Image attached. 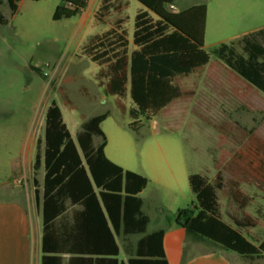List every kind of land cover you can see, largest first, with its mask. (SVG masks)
<instances>
[{
	"label": "rangeland",
	"instance_id": "1",
	"mask_svg": "<svg viewBox=\"0 0 264 264\" xmlns=\"http://www.w3.org/2000/svg\"><path fill=\"white\" fill-rule=\"evenodd\" d=\"M121 1L129 3L121 14L104 18L105 24L96 18L102 0H88L87 8L80 11L75 0H21L16 12L2 5L7 23L0 25V185L23 190L25 157L29 147L36 148L37 139H43L45 114L53 101L75 141L86 120L109 112L101 124L106 156L149 179L140 194L151 217L148 231L182 229L176 224L178 212L197 205L189 176L202 174L213 183L220 175L223 217L229 222L231 216L252 217L256 227L246 231L260 241L264 237V92L218 61L214 50L249 35L264 48V0H235L233 11L231 0H223L229 8L225 15L216 11V0L207 1L204 46L191 44L196 49L193 54L201 56L191 57L190 62L197 64L203 56L208 64L202 72L178 79L182 97L150 119L141 117L137 130L130 128L134 119L129 92L124 99L109 95L97 77L100 67L84 53L89 39L108 31L119 18L128 32L129 52L137 49L132 43L135 16L146 8L137 0ZM195 1L176 0L173 6ZM233 34L240 35L225 39ZM244 48V43H237V53L246 57ZM160 149L179 171L174 192L154 182L150 165L157 163ZM231 188L250 198L245 210L230 199ZM11 197L0 191V201ZM188 261L186 257L182 264Z\"/></svg>",
	"mask_w": 264,
	"mask_h": 264
},
{
	"label": "trees",
	"instance_id": "2",
	"mask_svg": "<svg viewBox=\"0 0 264 264\" xmlns=\"http://www.w3.org/2000/svg\"><path fill=\"white\" fill-rule=\"evenodd\" d=\"M20 1L0 0V25L7 23L2 5L6 3L16 12ZM75 1L79 11L88 6V0ZM137 1L146 10L135 16L132 43L136 50L129 52L128 32L121 18L105 33L91 37L84 47V53L100 67L97 77L106 92L120 99L129 92L133 130L138 129L141 117L150 119L182 97L178 79L199 73L208 64L203 56L197 64L190 62L191 57L201 56L193 54L196 49L191 44L204 46L205 5L174 12L168 6L175 0ZM127 5L121 0H102L97 21L105 24L104 18L121 14ZM251 36L220 44L214 56L264 92V48L251 41ZM239 42L245 44L246 57L236 51ZM184 45L192 49L186 50ZM119 106L126 110L122 102ZM109 115L106 112L86 120L75 141L57 102L46 111L44 137L36 141L31 178L42 217L43 264H59L61 256L74 253L75 247L82 251L85 264H170L164 249L165 229L149 233L150 218L143 212L140 194L149 179L124 169L105 154L107 138L101 124ZM189 184L197 205L179 211L176 218L187 239L234 252L251 264L261 259L264 239L256 241L246 231L256 227V220L231 216L229 222L223 217L222 177L218 175L212 183L205 175L191 174ZM230 199L241 210L250 203L238 188L230 189ZM72 232L81 233L83 239L61 238L62 233Z\"/></svg>",
	"mask_w": 264,
	"mask_h": 264
},
{
	"label": "crops",
	"instance_id": "3",
	"mask_svg": "<svg viewBox=\"0 0 264 264\" xmlns=\"http://www.w3.org/2000/svg\"><path fill=\"white\" fill-rule=\"evenodd\" d=\"M207 1L208 0H197L191 4L179 5L175 8L168 6V9L178 12L196 5H205L207 7L208 17L210 5ZM216 2V11L220 15H225L229 8H232L233 11V6H236L234 5V3L236 4L235 0L230 1L231 7L229 8L223 6V0H216ZM239 35L240 34H233L225 39L233 40L239 37ZM169 106L166 107L165 110L169 108ZM34 154L35 145L29 147V153L25 157V174L24 180L22 181L23 190L13 189L9 183L0 185V191L12 196L11 198L2 199L0 201V264H43V254L41 251L42 217L35 202L33 187H31ZM158 154L157 163L150 165V169L153 171L152 175H154V182L174 192L178 185L179 171L177 165H173L169 161L168 155L161 149ZM40 174V180H42L44 172L41 171ZM142 200L143 212L149 216V214L144 211L145 202L143 198ZM149 218L151 223V217L149 216ZM160 229H165L166 231L164 249L170 264H182L183 259L186 257L189 260L187 264H251L234 252L221 249L208 243L188 241L189 239H187L184 229L170 232L167 231L166 228L161 227L148 232L153 233ZM249 235L253 238L251 234ZM61 238L74 239L77 241L83 239V235L78 232L62 233ZM263 239L264 237L261 240ZM75 248L74 253L63 254L61 256L62 261L59 264H69V262L70 264H85L82 261V251L77 249V247ZM252 264H264V256Z\"/></svg>",
	"mask_w": 264,
	"mask_h": 264
},
{
	"label": "water",
	"instance_id": "4",
	"mask_svg": "<svg viewBox=\"0 0 264 264\" xmlns=\"http://www.w3.org/2000/svg\"><path fill=\"white\" fill-rule=\"evenodd\" d=\"M170 7H173V8H175V6H173V4H172V5H170Z\"/></svg>",
	"mask_w": 264,
	"mask_h": 264
}]
</instances>
